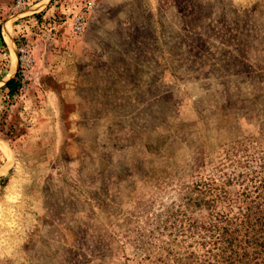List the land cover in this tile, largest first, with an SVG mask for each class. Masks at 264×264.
Listing matches in <instances>:
<instances>
[{
  "label": "rangeland",
  "instance_id": "1",
  "mask_svg": "<svg viewBox=\"0 0 264 264\" xmlns=\"http://www.w3.org/2000/svg\"><path fill=\"white\" fill-rule=\"evenodd\" d=\"M13 1L0 264H264V0Z\"/></svg>",
  "mask_w": 264,
  "mask_h": 264
},
{
  "label": "trees",
  "instance_id": "2",
  "mask_svg": "<svg viewBox=\"0 0 264 264\" xmlns=\"http://www.w3.org/2000/svg\"><path fill=\"white\" fill-rule=\"evenodd\" d=\"M16 76V75H15ZM5 87L9 90V93L12 94V92L16 88V80L11 79L9 80L6 84ZM257 205V204H253ZM256 210H262L264 211V208L262 206H254ZM252 210L250 209V212L246 210V213L242 216V220L240 222L235 223V227L227 226L226 229H220L222 230V235L221 237L217 240L218 245L222 244L223 246H227V253L230 254H235L233 251V248L237 247L240 242L239 236L241 235L244 238V244L247 246H252L251 244L253 243V247L256 249H261L264 247V240L260 237L261 235H264V220H256L255 222L257 223L256 225L252 224ZM227 225H232L227 222ZM259 227V228H257ZM221 238H223V242L220 243ZM254 241V242H253ZM230 254H227V261L229 263H232L231 261L233 260L234 257H232ZM237 255L238 251H237Z\"/></svg>",
  "mask_w": 264,
  "mask_h": 264
},
{
  "label": "crops",
  "instance_id": "3",
  "mask_svg": "<svg viewBox=\"0 0 264 264\" xmlns=\"http://www.w3.org/2000/svg\"><path fill=\"white\" fill-rule=\"evenodd\" d=\"M11 2V4H13V0H0V18H5L4 15L6 14V11L10 10L5 6L10 5L9 3ZM12 6V5H11ZM3 24L4 23H0L1 29H3ZM12 42V40H11ZM4 45H7V42L5 40L4 36L0 35V49L4 50ZM5 54H0V73L2 72V66H4L3 60H4ZM2 84H0V88H2ZM3 177V174H0V178Z\"/></svg>",
  "mask_w": 264,
  "mask_h": 264
},
{
  "label": "built area",
  "instance_id": "4",
  "mask_svg": "<svg viewBox=\"0 0 264 264\" xmlns=\"http://www.w3.org/2000/svg\"><path fill=\"white\" fill-rule=\"evenodd\" d=\"M24 1H25V0H17L16 5H17V6H22L23 3H24ZM79 21H80V17L76 19V23H77V25H76L75 28H76L77 31H79V30L81 29L80 26H79V25H80ZM21 60H22V58H21Z\"/></svg>",
  "mask_w": 264,
  "mask_h": 264
}]
</instances>
